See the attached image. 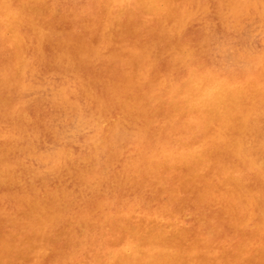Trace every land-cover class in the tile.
I'll list each match as a JSON object with an SVG mask.
<instances>
[{"label": "rangeland", "instance_id": "374dc122", "mask_svg": "<svg viewBox=\"0 0 264 264\" xmlns=\"http://www.w3.org/2000/svg\"><path fill=\"white\" fill-rule=\"evenodd\" d=\"M9 1L0 264H264V0Z\"/></svg>", "mask_w": 264, "mask_h": 264}, {"label": "bare ground", "instance_id": "6f19581e", "mask_svg": "<svg viewBox=\"0 0 264 264\" xmlns=\"http://www.w3.org/2000/svg\"><path fill=\"white\" fill-rule=\"evenodd\" d=\"M11 1H13V0H11ZM64 1H65V0H64ZM69 1H71V0H69ZM69 1H68V2H69ZM93 1L95 2V0H93ZM135 1H136V0H135ZM135 1H134V2H135ZM8 2H10V1L8 0ZM65 2H66V1H65ZM80 2H81V1H80ZM80 2H79V3H80ZM82 2H83V1H82ZM22 3H23V2H22ZM95 3H96V2H95ZM63 4H64V3H63ZM63 4H62V5H63ZM91 4H92V3H91ZM97 4H98V3H97ZM97 4H96V5H97ZM136 4H137V3H136ZM82 5H83V4H82ZM12 6H13V5H12ZM18 6H19V5H18ZM20 7H22V6H20ZM97 7H98V6H97ZM130 7H132V4H131ZM137 7H139V6H137ZM24 8H25V7H24ZM92 8H93V7H92ZM94 8H95V7H94ZM135 8H136V7H135ZM18 9H19V8H18ZM132 9H133V8H132ZM19 10H20V9H19ZM21 10H22V9H21ZM96 10H97V12H98V11L100 12V10H98L97 8H96ZM137 10H138V9H137ZM137 10H135V11H137ZM92 11H93V10H92ZM21 12H22V11H21ZM26 12H27V11H26ZM84 12H85V11H84ZM138 12H140V11H138ZM23 14H24V13H23ZM92 14H93V13H92ZM96 15H97V14H96ZM141 15H142V14H141ZM24 16H25V14H24ZM94 16H95V15H94ZM143 16H144V14H143ZM148 16H150V15H148ZM40 17H41V16H40ZM101 17H102V14H101ZM101 17H100V18H101ZM135 17H136V15H135ZM135 17H134V18H135ZM41 18H42V17H41ZM125 18H126V17H125ZM134 18H132V19H134ZM85 20H86V19H85ZM101 20H102V19H101ZM19 21H20V20H19ZM99 21H100V20H99ZM87 22H88V19H87ZM133 22H134V20H133ZM90 23H91V22H89V24H90ZM94 23H96V22H94ZM151 23H152V22H151ZM84 24H85V23H84ZM135 24H136V23H135ZM138 24H139V23H138ZM38 25H39V24H38ZM137 26H138V25H137ZM158 26H159V25H158ZM38 27H39V26H38ZM57 27H58V26H57ZM60 27H61V26H60ZM126 27H127V26H126ZM133 27H135V26H133ZM153 27H154V25H153ZM160 27H161V26H160ZM94 28H95V27H94ZM96 28H97V27H96ZM137 28H138V27H137ZM137 28H136V30H137ZM38 29H39V28H38ZM161 29H163V27H162ZM126 30H127V29H126ZM130 30H131V28H130ZM163 30H164V29H163ZM163 30H162V31H163ZM162 31H161V32H162ZM5 32H6V31H5ZM60 32H61V30H60ZM47 33H48V32H47ZM118 33H119V32H118ZM180 33H181V31H180ZM40 34H41V33H40ZM54 34H56V33L54 32ZM135 34H136V33H135ZM129 35H130V34H129ZM2 36H3V35H2ZM2 36H1V37H2ZM56 36H58V35H56ZM81 36H82V35H81ZM116 36H117V35H116ZM120 36H121V35H120ZM44 37H45V36H44ZM124 37H125V36H124ZM126 37H127V36H126ZM56 38H57V37H56ZM56 38H55V39H56ZM69 38H71V37H69ZM72 38H74V37H72ZM58 39H59V38H58ZM120 39H121V38H120ZM123 39H124V38H123ZM80 40H81V39H80ZM60 41H61V40H60ZM83 41H84V40H83ZM83 41H82V42H83ZM57 42H58V41H57ZM79 42H80V41H79ZM52 43H53V42H52ZM71 43H72V42H71ZM71 43H70V44H71ZM54 44H56V43H54ZM58 44H59V43H58ZM70 44H69V45H70ZM72 44H73V43H72ZM76 44L78 45V42H76ZM77 45H76V46H77ZM54 47H57V46H54ZM59 47H60V46H58V49H59ZM74 47H75V44H74ZM190 47H191V46H190ZM51 49H52V48H51ZM122 49H124V48H122ZM48 50H49V49H48ZM53 50H54V49H53ZM134 50H135V49H134ZM8 51H9V50H8ZM8 51H5V52L8 53ZM73 51H74V50H73ZM191 51H192V48H191ZM52 52H53V51H52ZM55 52H56V49H55ZM83 52H84V51H83ZM83 52H81V53H83ZM141 52H142V51H141ZM141 52L138 53V54H141ZM143 52H144V51H143ZM5 54H6V53H5ZM83 54H84V53H83ZM122 54H123V53H122ZM138 54H137V55H138ZM72 55H73V54H72ZM72 55H71V56H72ZM74 55H76V54H74ZM74 55H73V56H74ZM161 55H162V54H161ZM4 56H5V55H4ZM73 56H72V57H73ZM76 56H77V55H76ZM79 56H81V54H80ZM86 56H87V55H86ZM140 56H141V55H140ZM6 57H7V56H6ZM68 57H69V56H68ZM83 57H85V56H83ZM76 58H78V57H76ZM85 58H86V57H85ZM85 58H84V60H85ZM53 59H54V58H53ZM59 59H60V58H59ZM59 59H58V60H59ZM70 59H71V61H72V58H71V57H70ZM88 59H89V58H88ZM153 59H154V58H153ZM10 60H11V59H10ZM61 60H62V59H61ZM66 60H67V62H69V61H68V58H66ZM86 60H87V59H86ZM156 60H157V59H155L153 62L155 63ZM186 60H188V59H186ZM3 61H4V60H3ZM3 61H2V62H3ZM62 61H64V58H63ZM78 61H79V60H78ZM87 61H88V60H87ZM89 61H90V59H89ZM151 61H152V60H151ZM7 62H8V59H7ZM59 62H60V61H59ZM67 62H66V63H67ZM54 63H55V62H54ZM64 63H65V62H64ZM69 63H70V62H69ZM77 63H78V62H76L75 64H77ZM79 63H80V62H79ZM82 63H83V62H82ZM85 63H86V62H85ZM185 63H186V62H185ZM2 64H3V63H2ZM55 64H56V63H55ZM67 64H68V63H67ZM70 64L74 65L73 63H70ZM119 64H120V63H119ZM166 64H169L168 61H167ZM170 64H171V63H170ZM183 64H184V63H182V66H183ZM190 64H191V63H190ZM193 64H194V63H193ZM6 65H7V64H6ZM6 65H5V66H6ZM60 65H63V66H64V64H61V63H60ZM122 65H123V64H122ZM122 65H120V66H122ZM150 65H151V64H150ZM187 65H188V63H187ZM1 66H2V65H1ZM1 66H0V67H1ZM56 66H57V65H56ZM75 66H76V65H75ZM82 66H83V65H82ZM87 66H88V65H87ZM151 66H152V65H151ZM153 66H154V65H153ZM171 66L173 67L172 64H171ZM171 66H170V67H171ZM176 66H177V65H176ZM180 66H181V64H180ZM182 66H181V67H182ZM192 66H193V65H192ZM6 67H7V66H6ZM57 67H58V66H57ZM64 67H65V66H64ZM64 67H63V68H64ZM67 67H68V66H66L65 68H67ZM69 67H70V65H69ZM80 67H81V66H80ZM2 68H3V67H2ZM59 68H60V67H59ZM61 68H62V66H61ZM63 68H62V69H63ZM73 68L76 69L77 67H73ZM136 68H138V67H136ZM175 68H176V67H175ZM183 68H184V67H183ZM183 68H182V69H183ZM189 68H191V66H190ZM189 68H188V69H189ZM7 69H8V68H7ZM77 69H78V68H77ZM79 69H80V68H79ZM81 69H82V68H81ZM81 69H80V70H81ZM148 69L150 70L149 67H148ZM148 69H147V70H148ZM161 69H162V68H161ZM163 69H164V68H163ZM163 69H162V70H163ZM173 69H174V68H173ZM173 69L171 68V71H173ZM1 70H2V69H1ZM65 70H67V69H65ZM71 70H72V69H71ZM73 70H74V69H73ZM91 70H92V69H91ZM144 70H146V69H144ZM149 70H148V71H149ZM169 70H170V69H169ZM177 70H178V69H177ZM184 70H186V69H184ZM196 70H197V69H196ZM204 70H205V69H204ZM207 70H208V69H207ZM5 71H6V70H5ZM67 71H68V70H67ZM75 71H76V70H75ZM75 71H74L73 73H75ZM92 71H93V70H92ZM121 71H122V70H121ZM148 71H147V72H148ZM155 71H156V70H155ZM197 71H199V70H197ZM1 72H2V71H1ZM70 72H71V71H70ZM87 72H88V71H87ZM87 72H86V73H87ZM125 72H126V71H125ZM169 72H170V71H169ZM202 72H203V71H202ZM3 73H5V72H3ZM9 73H10V72H9ZM76 73H77V72H76ZM82 73H83V72H82ZM90 73H91V72H90ZM143 73H146V72H143ZM173 73H175V72H173ZM5 74H8V72H6ZM5 74H4V75H5ZM77 74H80V71H79V73H77ZM88 74H89V73H88ZM91 74H92V73H91ZM93 74H94V73H93ZM106 74H107V73H106ZM112 74H113V73H112ZM117 74H118V73H117ZM117 74L115 73V75H117ZM171 74H172V72H171ZM207 74H208V73H207ZM81 75H82V74H81ZM81 75H80V77L82 78ZM85 75H86V74H85ZM118 75H120V74H118ZM145 75H146V74H145ZM6 76H7V75H6ZM6 76H5V77H6ZM96 76H97V74H96ZM122 76H124V75H122ZM122 76L120 75V77L118 76V78H121ZM212 76H213V75H212ZM8 77H9V76H8ZM89 77L92 78V75L89 76ZM94 77H95V76H93V78H94ZM99 77H100V76H99ZM136 77H137V76H136ZM136 77H135V78H136ZM1 78H4V76L1 77ZM1 78H0V79H1ZM6 78H7V77H6ZM83 78H84V76H83ZM104 78H107V77H104ZM123 78H124V77H123ZM123 78H122V79H123ZM193 78H195V75H194ZM81 80H82V79H81ZM90 80H91V79H90ZM95 80H96V79H95ZM87 81H88V80H87ZM87 81H86V83H87ZM99 81H100V80H99ZM104 81H106V80H104ZM104 81L101 82V83H104ZM114 81L116 82V80H114ZM1 82H2V81H1ZM89 82H90V81H88V84H89ZM96 82H97V81H96ZM96 82H94V83H96ZM115 82H114V83H115ZM130 82H131V81H130ZM138 82H139V81H138ZM189 82H190V81H189ZM91 83H92V80H91ZM108 83H109V82H108ZM134 83H137V82H134ZM200 83H201V82H200ZM98 84H99V83H98ZM111 84H112V82H111ZM137 84H138V83H137ZM140 84H142L141 81H140ZM172 84H173V83H172ZM174 84H175V83H174ZM84 85H85V84H84ZM92 85H93V84H92ZM108 85H110V84H108ZM117 85H118V84H117ZM117 85H116V86H117ZM129 85H131V84H129ZM188 85H189V84H188ZM1 86H2V85H1ZM3 86H5V85L3 84ZM85 86H87V85H85ZM88 86H89V85H88ZM95 86H96V85H95ZM111 86H112V85H111ZM116 86H115V87L113 86V88H116ZM133 86H134V85H133ZM136 86H137V85H136ZM121 87H122V86H121ZM121 87H120V88H121ZM3 88H4V87H3ZM88 88H89V87H88ZM88 88H87V89H88ZM90 88H91V87H90ZM106 88H107V87H105V90H106ZM108 88H109V87H108ZM132 88H134V87H132ZM132 88H130V89H132ZM141 88H142V87H141ZM171 88H172V87H171ZM184 88H185V87H184ZM205 88H206V86H205ZM5 89H6V87L4 88V90H5ZM92 89H93V88H92ZM103 89H104V88H103ZM116 89H117V88H116ZM116 89H115V90H116ZM123 89H124V88H123ZM130 89H128V90H130ZM168 89H170V88H168ZM185 89H186V88H185ZM0 90H3V89H0ZM109 90H111V89H109ZM109 90H108V91H109ZM200 90L203 91V89H200ZM204 90H205V89H204ZM112 91H113V90H112ZM117 91H118V90H116L115 92H117ZM145 91H146V90H145ZM150 91H151V90H150ZM202 91H201V92H202ZM91 92H92V91H91ZM105 92H106V91H105ZM105 92H104V93H105ZM109 92H110V91H109ZM121 92H122V91H121ZM204 92H205V91H204ZM7 93H8V92H7ZM7 93H6V94H7ZM119 93H120V92H119ZM162 93H164V92H162ZM181 93H182V92H181ZM184 93H185V91H184ZM189 93H190V92H189ZM195 93H196V92H195ZM9 94H10V93H9ZM18 94L20 95V93H18ZM137 94H138V93H137ZM187 94H188V93H187ZM202 94H203V93H202ZM3 95H4V94H3ZM16 95H17V94H16ZM19 95H18V97H19ZM110 95H111V94H110ZM117 95H118V97H119V94H117ZM131 95H133V94H131ZM160 95H161V94H160ZM168 95H169V94H168ZM168 95H166V96L169 97ZM184 95H186V93H185ZM184 95H183V96H184ZM188 95H189V94H188ZM203 95H204V94H203ZM112 96H113V95H112ZM147 96H148V95H147ZM149 96H150V95H149ZM163 96H165V95H163ZM177 96H179V94H178ZM186 96H187V95H186ZM186 96H185V97H186ZM201 96H202V95H201ZM234 96H235V95H234ZM2 97L4 98V96H2ZM8 97H10V96H8ZM14 97L17 98V96H15V95H14ZM14 97H13V98H14ZM108 97H110V96H108ZM114 97H116V96H113V98H114ZM145 97H146V96H145ZM145 97H144V98H145ZM172 97H173V95H172ZM179 97H181V96H179ZM11 98H12V97H11ZM119 98H120V97H119ZM149 98H150V97H149ZM157 98H158V97H157ZM160 98H161V97H160ZM177 98H178V97H177ZM181 98H182V97H181ZM226 98H227V97H226ZM0 99H1V98H0ZM17 99H18V98H17ZM17 99H16V100H17ZM108 99H109V98H108ZM110 99H111V98H110ZM110 99H109V101H110ZM127 99H128V98H127ZM147 99H148V98H147ZM147 99H146V100H147ZM155 99H156V98H155ZM164 99H165V98H164ZM164 99H163V101H164ZM174 99H175V97H174ZM183 99H184V97H183ZM183 99H182V101H183ZM1 100H2V99H1ZM14 100H15V98H14ZM130 100H131V99H130ZM135 100H136V99H135ZM148 100H149V99H148ZM151 100H152V98H151ZM151 100H150V101H151ZM8 101H9V99H8ZM12 101H13V100H12ZM140 101H141V100H140ZM152 101H153V100H152ZM159 101H160V99H159ZM182 101H181V102H182ZM188 101H189V99L187 100V102H188ZM196 101H197V100H196ZM196 101H194V102H196ZM13 102H14V101H13ZM21 102H22V101H21ZM24 102H25V101H24ZM24 102H23L22 104H24ZM114 102H115V101H114ZM179 102H180V101H179ZM179 102L177 103L178 105L180 104ZM10 103H11V101H10ZM110 103L113 104L112 102H110ZM136 103H137V102L135 101V104H136ZM148 103H149V101H148ZM171 103H172V102H171ZM189 103H190V101H189ZM3 104L5 105L6 103H3ZM116 104H117V103H116ZM182 104H183V103H182ZM185 104H187V103L185 102ZM198 104H199V103H198ZM6 105H7V107H8V106L11 105V104H8V103H7ZM6 105H5V106H6ZM107 105H108V104H107ZM109 105H110V104H109ZM119 105H121V104H119ZM145 105H147V104H145ZM188 105H189V104H188ZM196 105H197V104H196ZM203 105H204V104H203ZM5 106H2V104H1V107H5ZM23 106H24V105H23ZM105 106H106V105H105ZM115 106H116V105H115ZM179 106H180V105H179ZM189 106H190V105H189ZM7 107H5V108H7ZM103 107H104V106H103ZM129 107H130V106H129ZM134 107H135V106H134ZM148 107L151 108L150 105H149ZM157 107H158V106H157ZM157 107H155L154 109H156ZM176 107H177V106H176ZM176 107H175V108H176ZM10 108H11V106H10ZM109 108H112V107L109 106ZM117 108H118V107H117ZM126 108H127V107H126ZM137 108H139V107H137ZM137 108H136V109H137ZM142 108L145 109L144 107H142ZM163 108H164V107H163ZM175 108H174V109H175ZM179 108H180V107H179ZM212 108H213V107H212ZM104 109H105V108H104ZM177 109H178V108H177ZM184 109H185V108H184ZM184 109H183V110H184ZM10 110H11V109H10ZM105 110H106V109H105ZM122 110H123V109H122ZM137 110H138V109H137ZM150 110H151V109H150ZM165 110H166V109H165ZM180 110H181V109H180ZM185 110H187V109H185ZM188 110H189V109H188ZM188 110H187V112H188ZM6 111H7V110H6ZM13 111H14V110H13ZM138 111H139V110H138ZM146 111H147V110H146ZM148 111H149V110H148ZM148 111H147V112H148ZM8 112L11 113V111H8ZM19 112H20V111H19ZM19 112H18V114H19ZM149 112H150V111H149ZM167 112L170 113L168 110H167ZM175 112H176V111H175ZM158 113H159V112H158ZM161 113H163V112H161ZM171 113H172V112H171ZM192 113H194V112H192ZM195 113H196V112H195ZM195 113H194V114H195ZM18 114H17V115H18ZM150 114H151V113H150ZM175 114H177V112H176ZM190 114H191V113H190ZM126 115H127V113H126ZM129 115H130V114H129ZM139 115H140V114H139ZM164 115H166V113H165ZM169 115H171V114H169ZM173 115H174V113H173ZM191 115H193V114H191ZM196 115H197V114H196ZM213 115H214V113H213ZM20 116H21V114H20ZM156 116H158V115H156ZM161 116H162V115H161ZM167 116H168V114H167ZM186 116H188V115H186ZM204 116H205V114H204ZM204 116H203V117H204ZM215 116H216V115H215ZM219 116H220V115H219ZM6 117H7V116H6ZM125 117H126V116H125ZM136 117H138V116H136ZM188 117H189V116H188ZM194 117H195V115H194ZM203 117H202V118H203ZM7 118H8V117H7ZM151 118H153V117H151ZM151 118H147V119H151ZM157 118H158V117H157ZM157 118H156V119H157ZM198 118H200L199 115H198ZM26 119H27V118H26ZM139 119H140V118H139ZM139 119H138V120H139ZM163 119H164V117L162 118V120H163ZM169 119H170V117H169ZM171 119H172V118H171ZM171 119H170V120H171ZM176 119H177V118H176ZM190 119H191V117H190ZM193 119H194V118H193ZM195 119H196V117H195ZM179 120H180V119H179ZM196 120H197V119H196ZM199 120H200V119H199ZM152 121H154V119H153ZM159 121H160V118H159ZM201 121H202V120H201ZM138 122H139V121H138ZM146 122H147V121H146ZM162 122H163V121H161V123H162ZM167 122H168V120H167ZM167 122H166V123H167ZM194 122H195V120H194ZM202 122H203V121H202ZM205 122H206V121H205ZM136 123H137V122H136ZM140 123L142 124V122H140ZM143 123H144V122H143ZM166 123H165V124H166ZM181 123H182V122H181ZM203 123H204V122H203ZM134 124H135V120H134ZM141 124H140V125H141ZM150 124H151V123H150ZM150 124H148V125H150ZM154 124H155V122H154ZM165 124H164V125H165ZM167 124H169V123H167ZM190 124H191V123H190ZM201 124H202V123H201ZM209 124H210V123H209ZM143 125H144V124H143ZM143 125H142V126H143ZM155 125H156V124H155ZM162 125H163V124H162ZM187 125H188V124H187ZM135 126H136V124H135ZM137 126H138V125H137ZM146 126H147V125H146ZM151 126H152V125H151ZM157 126H159L158 123H157ZM167 126H168V125H167ZM190 126H191V125H190ZM196 126H197V125H196ZM202 126H203V125H202ZM192 127H193V126H192ZM137 128H141V126H139V127H137ZM137 128H136V129H137ZM146 128H147V127H146ZM146 128H144V129H146ZM153 128H154V127H153ZM155 128H156V127H155ZM160 128H161V126H160ZM160 128H159V129H160ZM171 128H172V127H171ZM181 128H182V127H181ZM190 128H191V127H190ZM166 129H167V128H166ZM187 129H188V128H187ZM160 130H161V129H160ZM162 130H163V128H162ZM170 130H171V129H170ZM172 130H173V128H172ZM184 130H185V129H184ZM143 131H144V130H143ZM143 131H142V132H143ZM187 131H188V130H187ZM147 132H149V131H147ZM147 132H146V133H147ZM151 132H153V131H151ZM151 132H150V133H151ZM154 132H155V131H154ZM164 132H165V130H164ZM169 132H172V131H169ZM180 132H181V130H180ZM182 132H183V130H182ZM188 132H189V131H188ZM143 133H144V132H143ZM193 133H194V132H193ZM151 134H152V133H151ZM154 134H155V133H154ZM157 134H158V133H157ZM166 134H168V133H166ZM169 134H171V133H169ZM183 134H184V133H183ZM185 134H186V133H185ZM206 135H207V134H206ZM109 136H110V135H108V137H109ZM170 136H171V135H170ZM187 136H188V135H187ZM196 136H197V135H196ZM183 137H184V136H183ZM189 137H190V136H189ZM214 137H215V136H214ZM184 138H185V137H184ZM193 138H194V137H193ZM190 139L192 140V136H191ZM212 139H213V138H212ZM108 140H110V138H109ZM179 140H180V138H179ZM186 140H187V139H186ZM191 140H190V141H191ZM196 140H197V139H196ZM207 140H208V139H207ZM188 141H189V140H188ZM190 141H189V142H190ZM211 141H212V140H211ZM179 142H180V141H179ZM182 142H183V141H182ZM184 142H185V140H184ZM208 142H210V141H208ZM180 143H181V142H180ZM185 143H186V142H185ZM187 144H188V143H187ZM208 145H209V144H208ZM175 146H176V145H175ZM181 146H182V145H181ZM202 146H203V145L201 144V147H202ZM203 147H204V146H203ZM208 147H209V146H208ZM153 148H154V147H153ZM195 148H196V147H195ZM198 148H199V147H198ZM149 149H150V148H149ZM154 149H155V148H154ZM184 149H185V148H184ZM204 149H205V148H204ZM208 149H209V148H208ZM142 150H143V149H142ZM152 150H153V149H152ZM177 150H178V149H177ZM205 150H206V149H205ZM205 150H204V151H205ZM96 151H97V150H96ZM136 151H137V150H136ZM136 151H135V152H136ZM148 151H149V150H148ZM148 151H147V152H148ZM150 151H151V150H150ZM157 151H158V150H157ZM157 151H156V152H157ZM185 151H187V150H185ZM192 151H194V150H192ZM204 151H203V153H204ZM209 151H210V150H209ZM142 152H143V151H142ZM151 152H152V151H151ZM151 152H150V153H151ZM171 152H172V151H171ZM182 152H183V151H182ZM182 152H181V153H182ZM188 152H189V151H188ZM188 152H187V153H188ZM197 152H198V151H197ZM210 152H211V151H210ZM172 153H173V152H172ZM175 153H176V152H175ZM178 153H179V152H178ZM184 153H186V152H184ZM189 153H190V152H189ZM193 153H196V151L193 152ZM198 153H199V152H198ZM198 153H197V154H198ZM203 153H202V154H203ZM214 153H215V152H214ZM5 154H6V153H5ZM129 154H131V153H129ZM140 154H141V153H140ZM145 154H146V153H145ZM156 154H157V153H156ZM176 154H177V153H176ZM191 154H192V153H191ZM191 154H189V155H191ZM200 154H201V153H200ZM207 154H208V152H207ZM94 155H95V154H94ZM136 155H137V154H136ZM141 155H142V154H141ZM161 155H163V154H161ZM165 155H166V154H165ZM169 155H170V154H169ZM177 155H178V154H177ZM177 155H176V156H177ZM189 155H188V156H189ZM198 155H199V154H198ZM0 156H1V155H0ZM4 156H5V155H4ZM149 156H150V155H149ZM149 156H148V158H149ZM163 156H164V155H163ZM191 156H193V154H192ZM202 156H204V155H202ZM208 156H209V155H208ZM215 156H216V155H215ZM136 157H137V156H136ZM151 157H152V156H151ZM165 157H166V156H165ZM165 157H164V158H165ZM186 157H187V156H186ZM8 158H9V157H8ZM170 158H171V157H170ZM173 158H175V157H173ZM179 158H181V157H178V159H179ZM187 158H188V157H187ZM202 158H203V157H202ZM2 159H3V158H2ZM94 159H95V156H94ZM130 159H131V157H130ZM166 159H167V158H166ZM181 159H182V158H181ZM204 159H205V157H204ZM3 160H5V159H3ZM154 160H155V159H154ZM157 160H158V159H157ZM193 160H194V159H193ZM197 160H198V158H197ZM206 160H207V162H208V159H206ZM1 161H2V160H1ZM5 161H6V160H5ZM5 161H4V162H5ZM132 161H133V160L131 159V162H132ZM135 161H136V160H135ZM139 161H140V160H139ZM144 161H145V160H144ZM144 161H143V162H144ZM150 161H151V160H150ZM160 161H161V158H160ZM167 161H168V160H167ZM179 161H181V160H179ZM184 161H185V160H184ZM198 161H199V160H198ZM198 161H196V162H198ZM201 161H202V160H201ZM201 161H200V162H201ZM2 162H3V161H2ZM91 162H93L92 159H91ZM121 162H122V161H121ZM123 162H124V161H123ZM148 162H149V161H148ZM177 162H178V160H177ZM185 162H186V161H185ZM0 163H1V162H0ZM94 163H95V162H94ZM128 163H129V162H128ZM155 163H156V162H155ZM157 163H158V162H157ZM170 163H171V162H170ZM173 163H174V162H173ZM178 163H179V162H178ZM182 163H184V162H182ZM186 163H188V162H186ZM193 163H194V162H193ZM198 163H199V162H198ZM208 163H209V162H208ZM1 164H2V163H1ZM3 164H4V163H3ZM125 164H126V163H125ZM130 164H131V163H130ZM135 164H136V163H135ZM143 164H144V163H143ZM143 164H142V165H143ZM201 164H202V162H201ZM121 165H122V164H121ZM180 165H181V164H180ZM195 165H196V164H195ZM122 166H123V165H122ZM128 166H129V165H128ZM136 166H137V165H136ZM169 166H170V165H169ZM174 166H176V165L174 164ZM182 166H183V165H182ZM189 166H190V165H189ZM3 167H4V165H3ZM3 167H2V168H3ZM6 167H7V165H6ZM124 167H125V166H124ZM129 167H131V166H129ZM153 167H154V166H153ZM163 167H164V166H163ZM172 167H173V166H172ZM178 167H180V166H178ZM184 167H185V166H184ZM191 167H192V166H191ZM200 167H201V165H200ZM200 167H198V169H200ZM202 167H203V165H202ZM157 168H158V167H157ZM157 168H155V169H157ZM159 168H160V167H159ZM188 168H189V167H188ZM3 169H4V168H3ZM122 169H123V168H122ZM132 169H133V167H132ZM135 169H136V167H135ZM139 169H140V167H139ZM139 169H138V170H139ZM155 169H154V170H155ZM163 169H165V167H164ZM167 169H168V167H167ZM167 169H165V170H167ZM170 169L172 170V168H170ZM178 169H179V168H178ZM192 169H194V168H192ZM202 169H203V168H202ZM128 170H129V169H128ZM133 170H134V169H133ZM168 170H169V169H168ZM168 170H167V171H168ZM196 170H197V169H196ZM129 171H131V170H129ZM143 171H144V170H143ZM159 171H160V170H159ZM188 171H189V170H188ZM198 171H199V170H198ZM198 171H197V172H198ZM10 172H11V170H10ZM14 172H15V171H14ZM131 172H132V171H131ZM133 172H135V170H134ZM141 172H142V171H141ZM149 172H150V171H149ZM156 172H157V171H156ZM162 172H163V171H162ZM162 172H160V173H162ZM186 172H187V171H186ZM186 172H185V173H186ZM115 173H116V172H115ZM120 173H121V172H120ZM124 173L126 174V172H124ZM129 173H130V172H129ZM138 173H139V172H138ZM138 173H137V175H138ZM173 173H174V172H173ZM190 173H191V172H190ZM200 173H201V171L199 172V174H200ZM28 174H29V173H28ZM121 174H123V173H121ZM125 174H124V175H125ZM132 174H133V173H132ZM145 174H146V173H145ZM180 174H181V173H180ZM192 174H193V173H192ZM201 174H202V173H201ZM129 175H130V174H129ZM187 175H188V174H187ZM2 176H3V175H2ZM120 176H121V175H120ZM141 176H142V175H141V173H140V177H141ZM184 176H185V175H184ZM195 176H196V175H195ZM3 177H4V176H3ZM6 177H7V176H6ZM124 177H125V176H124ZM129 177H130V176H129ZM129 177H128V178H129ZM188 177H189V176H188ZM190 177H191V176H190ZM183 178H184V177H183ZM123 179L125 180V178H123ZM185 179H186V178H185ZM189 179L192 180V178H189ZM14 180H16V179H14ZM14 180H13V181H14ZM17 180H18V179H17ZM21 180H22V179H21ZM133 180H134V179H133ZM141 180H142V179H141ZM83 181H84V180H83ZM85 181H86V180H85ZM89 181H90V180H89ZM128 181H129V180H128ZM144 181H145V180H144ZM21 182H22V181H21ZM35 182H36V181H35ZM35 182H34V183H35ZM90 182H91V181H90ZM92 182H94V181H92ZM124 182H125V181H124ZM131 182H132V181H131ZM136 182H137V180H136ZM86 183H88V181H87ZM94 183H95V182H94ZM129 183H130V182H129ZM139 183H140V181H139ZM92 184H93V183H92ZM97 184H98V183H97ZM97 184H96V185H97ZM117 184H119V183H117ZM124 184H125V183H124ZM34 185H35V184H34ZM73 185H74V183H73ZM84 185H85V184H84ZM84 185H83V186H84ZM110 185L112 186V184H110ZM120 185H121V184H120ZM139 185H140V184H139ZM142 185H143V184H142ZM142 185H141V186H142ZM6 186H7V185H6ZM111 186H110V187H111ZM132 186H133V184H132ZM33 187H34V186H33ZM74 187H75V186H74ZM79 187H80V186H79ZM86 187H87V186H85L84 188H86ZM91 187H92V186H91ZM130 187H131V186H130ZM138 187H139V186H138ZM138 187H137V188H138ZM34 188H35V187H34ZM94 188H95V187H94ZM119 188H120V187H119ZM29 189H30V188H29ZM81 189H82V188H81ZM98 189H99V188H98ZM108 189H109V187H108ZM77 190H78V189H77ZM84 190H85V189H84ZM91 190H92V189H91ZM91 190H90V191H91ZM106 190H107V189H106ZM127 190H128V189H127ZM132 190H133V189H132ZM25 191H26V190H25ZM81 191H82V190H81ZM87 191L89 192V189H88ZM95 191H97V189H96V190L94 189V192H95ZM98 191H99V190H98ZM125 191H126V190H125ZM21 192H22V191H21ZM23 192H24V191H23ZM126 192H128V191H126ZM126 192H125V193H126ZM28 193H29V192H27V194H28ZM34 193H35V192H34ZM83 193H84V192H83ZM25 194H26V193H25ZM25 194H24V195H25ZM31 194H33V193L31 192ZM78 195H79V194H78ZM84 195H85V194H83V196H84ZM86 195H87V194H86ZM86 195H85V196H86ZM22 196H23V195H22ZM32 196H33V195H32ZM118 196H119V195H118ZM25 197H26V195H25ZM32 198H35V196L32 197ZM39 198H41V197H39ZM43 198H44V197H43ZM45 198H46V197H45ZM37 199H38V198H37ZM27 200H28V199H27ZM29 200L31 201L32 199H29ZM33 200H34V199H33ZM40 200H41V199H40ZM44 200L46 201V199H44ZM47 200H48V199H47ZM38 201H39V200H38ZM38 201L36 200V202H38ZM14 202H15V201H14ZM20 202H21V201H20ZM22 202H23V201H22ZM24 202H25V201H24ZM34 202H35V201H34ZM43 202H44V201H43ZM46 202H47V201H46ZM30 203H31V202H30ZM13 204H14V203H13ZM18 204H20V203H18ZM18 204H17V205H18ZM26 204H27V203H26ZM36 204H37V203H36ZM38 204H39V203H38ZM38 204H37V205H38ZM40 204H41V203H40ZM44 204H46V203L44 202ZM14 205H15V204H14ZM26 206H27V205H26ZM35 206H36V205H35ZM13 207H14V206H13ZM27 207H28V206H27ZM32 207H33V206H32ZM38 207H39V206H38ZM40 208H41V207H40ZM28 210H29V209H28ZM142 211H143V210H142ZM17 212H18V211H17ZM17 212H16V213H17ZM26 212H27V211H26ZM138 212H139V211H138ZM1 213H2V212H1ZM11 213H12V212H11ZM131 213H132V212H131ZM235 213H236V212H235ZM3 214H4V213H3ZM17 214H18V213H17ZM160 214H161V213H160ZM1 215H2V214H1ZM1 215H0V216H1ZM11 215H12V214H11ZM20 215H21V214H20ZM20 215H19V216H20ZM127 215H129V214H127ZM156 215H157V214H156ZM170 215H171V214H170ZM234 215H235V214H234ZM6 216H7V215H6ZM6 216H4V217H6ZM21 216H22V215H21ZM132 216H133V215H132ZM140 216H141V215H140ZM235 216H236V215H235ZM2 217H3V215H2ZM112 217H114V216H112ZM112 217H111V218H112ZM138 217H139V216H138ZM154 217H155V216H154ZM165 217H166V216H165ZM170 217H171V216H170ZM173 217H174V216H173ZM17 218H19V217H17ZM17 218H16V219H17ZM108 218H109V217H108ZM111 218H109V219H111ZM116 218H117V217H116ZM126 218H128V217H125V219H126ZM130 218H131V217H130ZM149 218H150V217H149ZM155 218H156V220H157V217H155ZM158 218H159V217H158ZM13 219H14V217H13ZM153 219H154V218H153ZM161 219H162V218H161ZM163 219H165V218L163 217ZM167 219H169V218H167ZM120 220H122V219H120ZM156 220H153V221H150V220H149V221H150V222H154V221H156ZM169 220H171V219H169ZM19 221H20V219H19ZM129 221H130V220H129ZM161 221H162V220H161ZM167 221H168V220H167ZM5 222H6V221H5ZM102 222H104V220H102ZM127 222H128V221H127ZM156 222H159V221H156ZM10 223H11V222H10ZM14 223H16V222H14ZM94 223H95V222H94ZM112 223H113V222H112ZM125 223H126V222H125V220H124V224H123V225H126ZM154 223H155V222H154ZM161 223H162V222H161ZM169 223H170V222H169ZM0 224H1V223H0ZM7 224H8V223H7ZM147 224H148V223H147ZM149 224H151V223H149ZM152 224H153V223H152ZM152 224H151V225H152ZM170 224H171V223H170ZM5 225H6V224H5ZM10 225H11V224H10ZM12 225H13V224H12ZM98 225H99V224H98ZM110 225H111V223H110ZM123 225H122V226H123ZM135 225H136V224H135ZM151 225H150V226H151ZM156 225H157V224H156ZM156 225H155V226H156ZM158 225L160 226V224H158ZM171 225H172V224H171ZM171 225H170V226H171ZM184 225H185V224H184ZM0 226L2 227V225H0ZM13 226H14V225H13ZM17 226H19V225H17ZM86 226H87V225H86ZM86 226H85V227H86ZM162 226H163V224H162ZM162 226H161V227H162ZM182 226H183V225H182ZM114 227H115V226H114ZM128 227H129V226H128ZM128 227H127V229H128ZM136 227H137V226H136ZM138 227H139V226H138ZM157 227H158V226H157ZM161 227H159V228H161ZM164 227H165V225H164ZM164 227H163V228H164ZM166 227H167V226H166ZM12 228H13V227H12ZM115 228H117V227H115ZM143 228H145V227L143 226ZM150 228H151V227H150ZM153 228H156V227H153ZM167 228H168V227H167ZM139 229H140V227H139ZM148 229H149V228H148ZM148 229H147V230H148ZM151 229H152V228H151ZM183 229H184V226H183ZM0 230H1V229H0ZM16 230H17V229H16ZM83 230H84V229H83ZM122 230H123V228H122ZM130 230H131V229H130ZM143 230H145V229H143ZM149 230H150V229H149ZM149 230H148V232H150ZM162 230H165V229H162ZM168 230H169V229H168ZM7 231H8V230H7ZM118 231H119V230H118ZM123 231H125V230H123ZM127 231H128V230H127ZM152 231H153V230H152ZM132 232H133V231H132ZM140 232H141V231H140ZM144 232H145V231H144ZM155 232L157 233V231H155ZM0 233H2V232H0ZM134 233H135V232H134ZM136 233H138V231H137ZM142 233H143V231H142ZM162 233H163V232H162ZM78 234H79V233H78ZM143 234H144V233H143ZM158 234H159V236L161 235L160 233H158ZM1 236H2V235H1ZM3 236H4V235H3ZM128 236H129V235H128ZM132 236H133V235H132ZM174 236H175V235H174ZM130 237H131V236H130ZM133 237H135V235H134ZM155 237H156V235H155ZM171 237H172V236H171ZM171 237H170V239H171ZM131 238H132V237H131ZM145 238H146V237H145ZM158 238H159V237H158ZM166 238H167V237H166ZM168 238H169V237H168ZM113 239H114V238H113ZM128 239H130V238H128ZM148 239H149V238H148ZM151 239H152V238H151ZM0 240H1V239H0ZM126 240H127V239H126ZM137 240H138V239H137ZM142 240H143V238H142ZM167 240H168V239H166V241H167ZM7 241H8V239H7ZM114 241H115V240H114ZM138 241H139V240H138ZM143 241H144V240H143ZM146 241H147V240H146ZM146 241H144V242H146ZM152 241H153V240H152ZM164 241H165V240H164ZM166 241H165V242H166ZM2 242H3V244H4V243H5V240H4V241L1 240V243H2ZM128 242H129V241H127V243H128ZM131 242H133V239H131L130 243H131ZM141 242H142V241H141ZM141 242H139V243H141ZM155 242H156V241H155ZM160 242H161V241H160ZM7 243H8V242H7ZM115 243H116V242H115ZM130 243H129V245H131ZM139 243H138V244H139ZM150 243H151V242H150ZM153 243H154V242H153ZM168 243H169V242H168ZM113 244H114V243H113ZM173 244H174V243H173ZM173 244H172V245H173ZM0 245H2V244H0ZM7 245H8V244H7ZM75 245H76V244H75ZM114 245H118V244H114ZM132 245H134V243H132ZM132 245H131V246H132ZM139 245H140V244H139ZM157 245H158V244H157ZM157 245H155V246H157ZM162 245H163V244H162ZM123 246H124V245H123ZM137 246H138V245H137ZM155 246H154V248H156ZM3 247H4V246H3ZM128 247H129V246H128ZM138 247H139V246H138ZM151 247H152V246H151ZM0 248H1V247H0ZM48 248H49V247H48ZM140 248H141V247H140ZM148 248H149V247H148ZM158 248H159V247H158ZM161 248H162V247H161ZM170 248H171V247H170ZM2 249H4V248H2ZM129 249H130V247H129ZM166 249H168V248H166ZM0 250H1V249H0ZM4 250H5V249H4ZM41 250H42V249H41ZM131 250H133L132 247H131ZM139 250H140V249H139ZM144 250H145V249H144ZM144 250H143V252H145ZM149 250H150V249H149ZM154 250H156V249H154ZM164 250H165V249H163L162 251H164ZM110 251H111V250H110ZM115 251H116V250H115ZM162 251H160V253H161ZM2 252H3V251H2ZM22 252H23V251H22ZM121 252H122V251H121ZM124 252H125V251H124ZM124 252H122L123 255H124ZM126 252H128V251H126ZM134 252H135V250H134ZM134 252H133V253H134ZM168 252H171V251H168ZM211 252H212V251H211ZM38 253H40V252L38 251ZM50 253H52L51 250H50ZM113 253H115L114 256H115L116 254H119V253H116V252H113ZM131 253H132V252H131ZM158 253H159V252H158ZM158 253H157V254H158ZM165 253H166V252H165ZM174 253H175V252H174ZM22 254H23V253H22ZM25 254H26V253H25ZM129 254H130V253H129ZM139 254H140V253H139ZM45 255H46V254H45ZM119 255L121 256V254H119ZM158 255H159V254H158ZM114 256H113V257H114ZM125 256H126V255H125ZM130 256H131V255H130ZM139 256H140V255H139ZM152 256H154V255H152ZM155 256H156V255H155ZM155 256H154V257H155ZM43 257H44V256H43ZM134 257H135V256H134ZM157 257H158V256H157ZM18 258H20V257H18ZM118 258H119V257H118ZM118 258H117V259H118ZM132 258H133V257H132ZM148 258H149V256H148ZM23 259H24V258H23ZM110 259H111V258H110ZM128 259H129V258H128ZM151 259H152V258H150V260H151ZM153 259H154V258H153ZM166 259H167V258H166ZM24 260H25V259H24ZM36 260H37V259H36ZM113 260H114V259H113ZM148 260H149V259H148ZM148 260H147V262H148ZM124 261H125V260H124ZM130 261L132 262V260H130ZM135 261H136V260H135ZM82 262H83V261H82ZM115 262H116V261H115ZM131 262H130V263H131ZM133 262H134V261H133ZM137 262H138V260H137ZM147 262H145V263H147ZM157 262H158V261H157ZM165 263H166V262H165ZM108 264H110V263H108ZM112 264H113V263H112ZM123 264H124V263H123ZM125 264H126V262H125ZM135 264H136V263H135ZM185 264H186V263H185ZM189 264H190V263H189Z\"/></svg>", "mask_w": 264, "mask_h": 264}]
</instances>
